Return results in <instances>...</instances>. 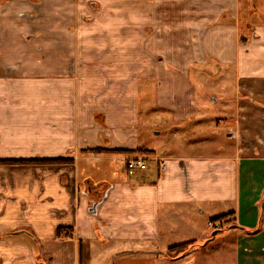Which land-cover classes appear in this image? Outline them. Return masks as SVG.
<instances>
[{"label":"crops","instance_id":"1","mask_svg":"<svg viewBox=\"0 0 264 264\" xmlns=\"http://www.w3.org/2000/svg\"><path fill=\"white\" fill-rule=\"evenodd\" d=\"M42 1L0 0V159L72 162L0 163V264H92V241L106 233L142 242L167 232L188 234L192 225L161 229V219L194 211L202 202L210 207L230 200L234 210L224 217L226 225L223 218L213 222L216 234L231 233L224 244H231L232 264H264V210L260 231H248L264 208V0H62L51 18L66 16L68 24L45 33L42 18L37 20ZM88 7H97L102 17L77 25V14L81 18ZM32 19L37 30L29 25ZM150 48H170L166 61L158 62ZM195 67L210 68L213 83L220 75L234 79L236 110L226 118L227 138L219 147L192 134L181 142L174 138L187 136L188 124L198 132L204 122L189 81ZM148 73L165 84L158 93L160 115L169 111L186 125L171 129L173 147L151 148L147 168L131 178L118 163L145 148L135 139V102ZM36 79H42L39 86ZM16 81H35L36 92H29L36 93L35 104L27 103V93H2V84ZM49 81L57 91L45 87ZM81 88L86 91L80 99ZM90 162L97 170L82 175ZM85 179L102 187L85 193ZM138 251L169 257L156 249L130 253Z\"/></svg>","mask_w":264,"mask_h":264},{"label":"rangeland","instance_id":"2","mask_svg":"<svg viewBox=\"0 0 264 264\" xmlns=\"http://www.w3.org/2000/svg\"><path fill=\"white\" fill-rule=\"evenodd\" d=\"M43 15L38 18L37 20L41 19L43 20L42 30L45 33V30H51L52 27H58L62 28V25H66V22L68 24V19L66 20V16L63 18H57V16L53 15L54 21L51 18V13L54 10V7L56 5L55 3L59 2L61 3L62 0H43ZM79 5L76 4V7ZM56 8V9H57ZM97 7H88V11L86 10L85 13H82L81 18L85 19L82 20L80 16L77 14L76 17V23L77 25H82L83 27L86 25L85 22H92L94 19L95 22L102 17V14L99 16L97 15L100 13L98 12ZM94 13V15H90L91 13ZM36 19H32L29 21V25L34 27L35 30H37L35 25ZM93 20V21H94ZM55 22V23H54ZM53 23L55 25H53ZM162 25V24H161ZM74 25H72L73 27ZM40 31V28H38V31ZM33 32L34 31H30ZM28 32V33H30ZM28 39L35 38L32 35L27 36ZM97 38V36H96ZM35 41V40H34ZM152 52L155 54V59L158 62H164L166 57V52L170 48H150ZM32 52H36L35 48L30 49ZM152 53V54H153ZM197 67L193 68V70L189 73V81L192 84L193 92H196V100L195 102L199 105H202V107L197 106L198 109H201V111L197 110V113L202 116L204 122H201L202 127L201 130L199 128V131L196 132V127H191L190 124H188V127L190 126L188 131V135L186 136L183 134V139L179 141L181 136L174 137L178 140V142L184 141L188 139L189 135L192 134L193 140L198 137V140L200 142H205L206 140H214L216 142V146L219 147L222 145V141H226V135L228 133V121L226 120L227 116L231 113H233L236 110L235 103L231 99L232 94L234 93V79L232 77L226 78L223 77V75H220V77L213 83L214 80V74L212 71L207 69L204 72H200L196 69ZM3 69V68H2ZM216 71L220 74V68L216 67ZM4 70V69H3ZM125 75L128 74L127 69H123ZM212 73V74H211ZM150 74V73H148ZM217 74V75H219ZM148 77V76H147ZM34 80V79H32ZM37 80V79H36ZM39 80V81H38ZM37 80V85H40V81L42 79ZM48 80H55L53 78ZM35 81H31L29 84H25V81L21 83L20 81H16L15 83L12 82H6L1 85L2 88L5 89V91H2V93H7L9 96H12L14 98H23L27 96L29 101L27 102L29 105L35 104V94L36 93H29V92H36L34 86ZM163 80L159 79L158 77H155L154 75H151L148 77L147 80H141L139 83V89H137L136 93V109L138 111V120L136 122V128H135V139L139 143V146H143L145 148H140L138 150H135L137 153V156L144 157L149 159L152 156V153L145 151L151 148L156 149L157 151H162L164 147H173L174 142L172 141L174 133L171 132V129L173 127H180L186 125V122H182L171 116V113L169 111L163 110V116L160 115L157 104L160 94V88L164 86ZM45 87L49 88L50 92L57 91V84L54 81H49L48 84H45ZM53 87H55L53 89ZM86 89L81 88L78 91L76 90V93H79V97L84 95ZM46 92V91H45ZM1 93V91H0ZM27 93V94H24ZM159 93V94H158ZM82 100L78 101V104L81 106L85 105V102H81ZM194 104V102H193ZM158 109V110H157ZM158 112V113H157ZM215 117L218 119L217 123H214ZM195 130V131H194ZM184 133L185 131H181ZM179 135V134H178ZM177 146V145H176ZM183 151V152H189V150L186 149H178L177 151ZM211 149H205L203 150L204 153L210 152ZM200 151L199 149L197 150ZM119 162V161H114ZM149 163H152L148 161ZM101 165L100 163L98 164ZM118 165L121 167V173L126 172V166L125 163L120 161ZM97 166V165H96ZM153 168V167H152ZM84 170V171H83ZM97 169L95 168L94 162H90L86 168L84 169L81 167V173L82 175L89 174L91 175L92 172H95ZM127 173V172H126ZM111 175V174H110ZM136 175V174H135ZM82 177V176H81ZM131 178L133 176H130ZM88 178V177H86ZM97 179V176H95ZM82 179V178H81ZM130 180V178L128 177ZM126 179V181H129ZM263 203V199L260 201L259 205L261 206ZM204 203H199L198 205L195 204V210L194 211H184V214H177L171 216L170 220L164 222V219H161L160 225L161 229L163 227H166L165 225L169 226L170 230L177 231L180 223H183L185 225H182L185 229L187 225H192V228L194 230V233L192 229H187L189 233L185 232L182 234L177 235V233L173 236H168V232L163 235L162 238H159L157 240L152 239L150 242L143 241L142 240H133V239H120V238H109L105 234L101 239L97 241H92L93 246V263L92 264H118L121 259H124L126 262L124 264H137V258H144L140 260V263L138 264H145L144 262H148L147 264H232V254L233 250L230 243H225V239L231 235V233H227L228 231L222 230L218 234H216V237L212 238V232L215 230V228L211 225H208V221H214L212 220L217 215H223L222 213L230 212L234 210V201L230 200L227 202H221L219 203H213L208 207L207 205H203ZM213 207V208H212ZM204 212V213H203ZM223 225H226V221L224 218L222 219ZM162 233V231H161ZM191 235V236H189ZM204 235V236H202ZM212 238V239H211ZM208 239H211L207 242ZM194 241L196 244H200L199 246L194 247V250L191 251L188 255L184 256L182 255L178 260H169L170 256H163L162 254H156V253H149L141 255V253L135 252L130 253V251L137 249H151V250H157V251H164L168 255V248L171 245L179 244L183 242H191ZM202 244V245H201ZM102 250V252H101ZM205 250V252L203 251ZM100 254V260L97 261V254ZM184 256V257H183ZM133 258V259H132ZM148 258V260H147ZM94 260H96L98 263H96ZM92 262V260H91Z\"/></svg>","mask_w":264,"mask_h":264},{"label":"trees","instance_id":"3","mask_svg":"<svg viewBox=\"0 0 264 264\" xmlns=\"http://www.w3.org/2000/svg\"><path fill=\"white\" fill-rule=\"evenodd\" d=\"M95 151H101L102 149H93ZM116 151H123V150H116ZM148 151L150 153H155V150L152 149H148L145 150ZM135 152V151H134ZM72 160L71 158H53V159H0V163H10V164H31V163H59V164H68L71 163ZM263 210L264 208L261 207L260 210V214H259V219H258V224L255 228H249L248 231H250L251 233H257L260 231L261 229V219H262V215H263ZM231 213H227V214H223V215H218L216 217H214L212 220L217 221L220 220L228 215H230ZM213 221V222H214ZM198 244H196L194 241L191 242H183V243H179V244H174L171 245L168 248V256H170L171 258H177V257H181L182 255H186V252H188L189 250H192L195 246H197Z\"/></svg>","mask_w":264,"mask_h":264},{"label":"built area","instance_id":"4","mask_svg":"<svg viewBox=\"0 0 264 264\" xmlns=\"http://www.w3.org/2000/svg\"><path fill=\"white\" fill-rule=\"evenodd\" d=\"M147 158L144 157H139V156H133V157H128L125 160V166H126V171L127 175H133L137 171H142L147 168ZM156 160V159H155ZM159 166L161 170H164L166 168V164L164 160L159 162ZM208 225H212L214 227H217L218 224L213 223L212 221L208 222Z\"/></svg>","mask_w":264,"mask_h":264},{"label":"flooded vegetation","instance_id":"5","mask_svg":"<svg viewBox=\"0 0 264 264\" xmlns=\"http://www.w3.org/2000/svg\"><path fill=\"white\" fill-rule=\"evenodd\" d=\"M85 181H86V182H84V183H85V186H84V188H83V192H85V193H88V194H89V193H90V192H89L90 190H91V191H94V190H97V189H99V188L102 187V184L99 185L98 187H96L97 184L92 183L91 180H87V179H85ZM104 190H105V192L103 193V195H105L106 192L108 191L107 188H105ZM95 200H99V199H95Z\"/></svg>","mask_w":264,"mask_h":264},{"label":"water","instance_id":"6","mask_svg":"<svg viewBox=\"0 0 264 264\" xmlns=\"http://www.w3.org/2000/svg\"><path fill=\"white\" fill-rule=\"evenodd\" d=\"M241 38H243V36H242ZM98 203H99V201H97V200H93V201H92V203H91V207L89 208V212H90L91 214H95V213H96ZM233 227H235V226L232 225L231 228H233ZM217 231H219V230H214V231L212 232V237L215 236V234L217 233Z\"/></svg>","mask_w":264,"mask_h":264}]
</instances>
